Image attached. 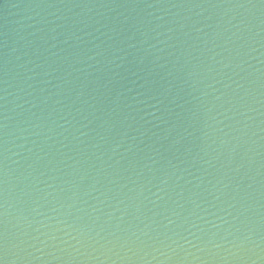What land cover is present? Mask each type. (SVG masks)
Masks as SVG:
<instances>
[{
    "label": "water",
    "instance_id": "95a60500",
    "mask_svg": "<svg viewBox=\"0 0 264 264\" xmlns=\"http://www.w3.org/2000/svg\"><path fill=\"white\" fill-rule=\"evenodd\" d=\"M0 264H264V0H0Z\"/></svg>",
    "mask_w": 264,
    "mask_h": 264
}]
</instances>
